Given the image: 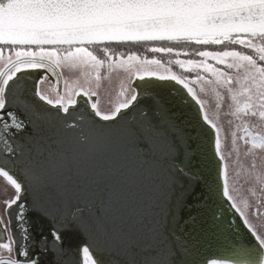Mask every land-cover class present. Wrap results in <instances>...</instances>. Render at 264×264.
<instances>
[{
  "label": "snow or ice",
  "instance_id": "1",
  "mask_svg": "<svg viewBox=\"0 0 264 264\" xmlns=\"http://www.w3.org/2000/svg\"><path fill=\"white\" fill-rule=\"evenodd\" d=\"M114 67L129 80L105 109ZM257 116L264 0H0V264H264L232 183L240 142L264 152Z\"/></svg>",
  "mask_w": 264,
  "mask_h": 264
},
{
  "label": "flooded vegetation",
  "instance_id": "2",
  "mask_svg": "<svg viewBox=\"0 0 264 264\" xmlns=\"http://www.w3.org/2000/svg\"><path fill=\"white\" fill-rule=\"evenodd\" d=\"M97 54L99 55L100 53ZM167 59L168 58L165 57V61ZM167 65L168 64L166 62H162L161 66H152L150 70L165 72V67ZM169 67H171L169 68L171 72L178 71L174 64L169 65ZM61 71L64 73L65 79L68 81L78 83L84 80L85 76H87L89 80H92L93 83L95 82L96 73L94 71H91L90 69L83 70V74L81 69L69 70L65 68ZM100 75L102 79L101 88L99 89V91L102 107L105 109L110 106L114 107L115 104L118 102V99H120L119 92L121 91L122 85H124L125 82L129 80V74L125 73L124 70L119 67H114L113 69L101 68ZM135 75H138V73H134L132 78H134ZM217 99L218 101H221L220 97H217ZM229 99L230 98L227 99L226 103L229 102ZM214 103H216V100L210 102L209 105L206 104L208 113H211L210 116L213 115L215 110ZM221 107V115L219 117L214 118L224 119V113L226 112L227 108L223 107L222 105ZM248 123L252 125L250 131H252L253 133L258 132L259 134L264 135V120H261L260 117L257 116L255 118H249ZM230 139L231 138L229 137V142ZM247 147H250V144L244 145L242 142H240L241 155L233 171V176L235 179L232 183L235 189V194L237 196V203L246 213L249 212L251 209H255L257 207L259 208L260 214L258 216L253 215L251 217V220L255 227L264 231V193L259 192V189L261 187H264V159H260V157L264 156V152L256 150V157H252L251 155H249L248 157H244L243 151ZM233 158L234 160H236L235 154ZM253 160H255V162L259 166L256 170L250 169V165ZM5 183L6 182H4L2 178H0V198H4L10 195V191L5 187ZM254 192L256 193V195H253Z\"/></svg>",
  "mask_w": 264,
  "mask_h": 264
},
{
  "label": "rangeland",
  "instance_id": "3",
  "mask_svg": "<svg viewBox=\"0 0 264 264\" xmlns=\"http://www.w3.org/2000/svg\"><path fill=\"white\" fill-rule=\"evenodd\" d=\"M169 68H171V67H169V65H167V66L165 67V71L167 70L168 72H171ZM176 68H177V70H178L177 73L179 74L181 70H179L178 67H176ZM190 78H191V77H190ZM195 86H196V90H197V92L199 93L200 88L203 87V85L200 84L199 82H196V85H195ZM213 89H214V87H213ZM215 90L217 91V89H215ZM200 95H201V97L204 99L205 104H207V105H209L210 102L216 100V103H214V108H215V105H216L217 103H221V105H222L223 107H225L224 102H222V101H218V99H217V95H216V92H215V91H214V93L209 92V91H208V88H207L206 92H204V93H200ZM229 103L233 105V109H234V108H235V102H233V101H231V99H229L228 104H229ZM227 111H229V110L226 109V112H227ZM210 114H211V113H209V115H210ZM226 118H227V119H226ZM228 119H233V120L235 121V117H231V116H228V115H225V117H224L223 120L226 122Z\"/></svg>",
  "mask_w": 264,
  "mask_h": 264
},
{
  "label": "water",
  "instance_id": "4",
  "mask_svg": "<svg viewBox=\"0 0 264 264\" xmlns=\"http://www.w3.org/2000/svg\"><path fill=\"white\" fill-rule=\"evenodd\" d=\"M241 237H244L245 236V233L243 231H241L240 233ZM215 253V249H205L204 250V254L205 255H208V256H211Z\"/></svg>",
  "mask_w": 264,
  "mask_h": 264
},
{
  "label": "trees",
  "instance_id": "5",
  "mask_svg": "<svg viewBox=\"0 0 264 264\" xmlns=\"http://www.w3.org/2000/svg\"><path fill=\"white\" fill-rule=\"evenodd\" d=\"M203 87H205V85H203ZM213 87L214 86H212V85H207L208 91L212 92V93H214V91L216 92L215 87H214V89H213Z\"/></svg>",
  "mask_w": 264,
  "mask_h": 264
}]
</instances>
